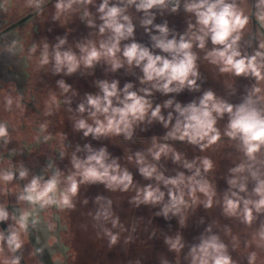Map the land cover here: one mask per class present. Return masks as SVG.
<instances>
[{
	"label": "clouds",
	"instance_id": "9594fccd",
	"mask_svg": "<svg viewBox=\"0 0 264 264\" xmlns=\"http://www.w3.org/2000/svg\"><path fill=\"white\" fill-rule=\"evenodd\" d=\"M17 7L26 27L0 28L17 73L0 80L16 117L0 119V264H71L73 214L107 264H144L128 259L144 233L155 264H264V0H0V17ZM110 194L151 215L126 222ZM215 210L228 223L200 215Z\"/></svg>",
	"mask_w": 264,
	"mask_h": 264
},
{
	"label": "rangeland",
	"instance_id": "374dc122",
	"mask_svg": "<svg viewBox=\"0 0 264 264\" xmlns=\"http://www.w3.org/2000/svg\"><path fill=\"white\" fill-rule=\"evenodd\" d=\"M178 23V22H177ZM58 32H62V29H57ZM41 35V32L38 30L37 38ZM51 39V37H49ZM146 39V38H145ZM207 71V70H206ZM209 75V78H212V73L208 71L207 73ZM99 75V73H98ZM211 82V81H210ZM68 83L73 84L74 87H79L82 91H91L90 82H86L85 80L78 79L77 77L68 78ZM182 100L187 101L190 99L189 96L185 95L181 97ZM156 131L159 133L161 130L159 128L156 129ZM116 154H121L119 149H113ZM171 167V165H169ZM139 179V178H138ZM100 189L93 188L90 191V195H94L97 191ZM113 195V199L116 201L117 204V211L121 214V217L123 220L130 221L132 218H134L137 215H142L145 218L151 215L150 211L148 209L142 208L139 211L131 208L127 204L126 197L117 198L115 194ZM211 219H217L220 221L221 224L228 223V221L224 220L222 217H220L219 211L215 210L208 214ZM154 223L160 227H166L165 222L162 219H156ZM175 222L173 221V224ZM159 235V233H157ZM149 234L144 233L140 236V238L137 240V242L132 245L130 254L128 256V259H136V258H142L144 261V264H155V252H163L165 249L162 247V243L159 241H154L155 246V252L152 249V241L149 240ZM85 244H86V254H87V264H107L105 260V253L107 252L106 245L102 244L101 241H98L92 237L91 232H87V236L85 237ZM108 261H116L117 255L113 253H108L107 255ZM119 259L124 260L125 257L123 254L120 255Z\"/></svg>",
	"mask_w": 264,
	"mask_h": 264
},
{
	"label": "flooded vegetation",
	"instance_id": "af4514ba",
	"mask_svg": "<svg viewBox=\"0 0 264 264\" xmlns=\"http://www.w3.org/2000/svg\"><path fill=\"white\" fill-rule=\"evenodd\" d=\"M25 15V12L22 8L17 7L12 11V13L7 17H0V28L5 27V20L7 27H19L21 30H23L26 25L25 21H23V17ZM20 25H17L20 22ZM38 34V30L36 35ZM17 73L15 72L14 69H10V66L6 64L4 61L0 60V80H8V79H13L15 80ZM18 85L20 86L21 89L24 87V82L23 78L20 80H16ZM46 93L41 94V99L44 98V95ZM31 107V105L29 106ZM0 119H12L15 120L16 117H8L7 113H4L2 109H0ZM41 120L43 117L40 118ZM38 121L35 120L34 117H32V113H29V119H26L24 121V131L22 134H20V138L23 136H27L29 141L31 140L32 136L34 135V129L36 127V123ZM66 125V117L63 112H61L57 117L53 118L52 127L53 131H62L65 129ZM70 131V129H68ZM42 155V153H41ZM31 159V158H30ZM41 163L43 161L41 160ZM82 217H80L78 214H73L70 218H68V224H69V230L64 234L65 242L69 244L73 251H72V259H71V264H87V254H86V244H85V237L87 236V232H82L78 230L75 225L80 223L82 221ZM32 243L35 244V239H32ZM41 243H44V238L41 236ZM28 264H32L31 261H28ZM41 264H53L51 261L50 255L45 252L43 257H42V262Z\"/></svg>",
	"mask_w": 264,
	"mask_h": 264
},
{
	"label": "water",
	"instance_id": "95a60500",
	"mask_svg": "<svg viewBox=\"0 0 264 264\" xmlns=\"http://www.w3.org/2000/svg\"><path fill=\"white\" fill-rule=\"evenodd\" d=\"M21 23H23V22L21 21V22L18 23L17 25H20ZM209 154H210V155H214V158H216L217 160L220 159L219 155H217V154H211V153H209ZM222 186H223V185H222ZM200 215H206V216L209 217V219H211V217H210L208 214H206L205 212H203V211L200 212ZM185 235H189V237H190V232H186Z\"/></svg>",
	"mask_w": 264,
	"mask_h": 264
},
{
	"label": "crops",
	"instance_id": "0c3cea01",
	"mask_svg": "<svg viewBox=\"0 0 264 264\" xmlns=\"http://www.w3.org/2000/svg\"><path fill=\"white\" fill-rule=\"evenodd\" d=\"M211 83V82H210Z\"/></svg>",
	"mask_w": 264,
	"mask_h": 264
}]
</instances>
